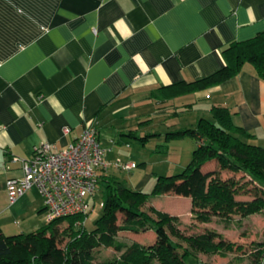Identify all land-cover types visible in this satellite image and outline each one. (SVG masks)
I'll return each mask as SVG.
<instances>
[{
    "label": "crops",
    "instance_id": "crops-1",
    "mask_svg": "<svg viewBox=\"0 0 264 264\" xmlns=\"http://www.w3.org/2000/svg\"><path fill=\"white\" fill-rule=\"evenodd\" d=\"M260 31L264 0H0V230H35L43 221L36 188L9 201L6 180L22 175L12 157L28 158L45 141L62 149L91 123L100 144L115 143L118 134L137 136L123 122L143 117L140 109L172 108L178 116L197 108L210 118L219 105L264 146V80L249 64L206 89L158 95L160 86L220 68L226 45ZM25 207L34 223H24Z\"/></svg>",
    "mask_w": 264,
    "mask_h": 264
},
{
    "label": "trees",
    "instance_id": "trees-1",
    "mask_svg": "<svg viewBox=\"0 0 264 264\" xmlns=\"http://www.w3.org/2000/svg\"><path fill=\"white\" fill-rule=\"evenodd\" d=\"M221 54L224 63L220 68L197 79L160 86L159 97L168 99L206 89L235 76L245 64L264 80V31L229 43ZM210 115V118L199 117L194 127L166 132L167 140L189 136L197 142L181 172L156 175L148 193L132 189L114 175L102 172L98 183L103 185V213L92 228L87 229L85 221L77 225V221L82 222L87 216L77 214L57 217L31 232L6 234L0 230V264H190L189 260L195 258L193 250L225 255L234 243L221 236L215 241L214 231L184 235L178 227L177 215L153 205L143 208L149 196L156 194L190 197L191 212L201 222H208L215 215L238 211L248 214L264 208L262 193L250 200L236 199L238 180L221 178L218 169L202 170L203 164L217 161L220 168L242 171L264 189V146L258 145L251 133L232 121V114L225 106L213 105ZM63 220L67 226L59 231L58 223ZM147 229L154 232V240L146 245L138 242L126 245L116 239L119 231ZM100 246H111L120 253L117 257L96 260L95 250ZM188 247L195 249L190 252Z\"/></svg>",
    "mask_w": 264,
    "mask_h": 264
},
{
    "label": "rangeland",
    "instance_id": "rangeland-1",
    "mask_svg": "<svg viewBox=\"0 0 264 264\" xmlns=\"http://www.w3.org/2000/svg\"><path fill=\"white\" fill-rule=\"evenodd\" d=\"M164 109L153 110L152 106L143 110L140 109V113L142 111L147 112L142 115L143 117L134 121H128L127 123L123 122L124 126L125 124L129 126L128 130H132L137 135L135 137L128 134L123 136L118 134L115 137H122V141L116 139L118 142L115 143L101 139V144L104 147L106 146L105 148L109 149L110 156H113L109 160H131L137 163L130 170L117 167L113 168V165V167H110V165L107 167V171L111 175H114L116 179L132 189H136L137 186L141 185V190L148 193L154 186L156 175H168L181 172L191 159L192 148L196 144V141L189 136H186L183 140L178 138L165 140L164 136L166 132L171 130L183 127H194L193 120L199 116H209L206 112L204 113V111L198 110L197 108L183 110L182 114L178 116L173 112H169L172 111V108ZM123 124L118 126H123ZM118 126L116 127L117 129L123 128ZM139 137L144 138L143 143ZM169 162L171 163L170 165ZM203 167L204 169L215 167V169L219 170V176L221 178L232 177L238 180L239 187L238 192L235 194L236 199L250 200L253 196L260 195V193L264 195V192H261L264 189L251 182L249 176L242 171L233 172L229 169L220 168L217 161H210ZM144 173L150 175V178L145 181L143 178ZM87 198L89 200V209L85 218V226L87 229H90L103 213V185L97 183L92 195H89ZM185 199L184 196L174 194L150 195L149 200L145 202L143 208L147 209L149 205L153 204L157 209L167 211L171 214L180 213L181 217L179 216V219L181 220L178 223V227L184 235L212 230L216 233L215 241L221 236L224 240L234 243L233 249L224 252L225 255L219 253L212 254L200 250L196 251L193 250L195 248L188 247L190 249L189 251L191 252L193 250L195 254V258L189 260L190 264H251L252 261L258 258L260 243H264V208L248 214H241V211H238L231 212L227 215H215L212 216L210 221L201 222L195 218L192 212L190 214L189 210L191 207L189 208V206L191 200L190 202H186ZM22 211L26 214L24 223L35 222L34 220H30L31 218L26 207ZM35 215L42 217L43 221L41 224H45L44 213L36 212ZM117 216L118 221H120L121 214ZM17 219L18 222L22 221L19 217L15 218V220ZM66 226V220L59 222V231L63 230ZM39 227L40 225L36 228ZM33 230L26 228L24 231H15V233L31 232ZM116 239L126 245L131 242L146 245L154 240V232L151 229L143 231H119ZM237 245H241V247L237 248ZM118 253L120 252H117L111 246H100L95 250V259L102 260L117 257Z\"/></svg>",
    "mask_w": 264,
    "mask_h": 264
},
{
    "label": "built area",
    "instance_id": "built-area-1",
    "mask_svg": "<svg viewBox=\"0 0 264 264\" xmlns=\"http://www.w3.org/2000/svg\"><path fill=\"white\" fill-rule=\"evenodd\" d=\"M97 134L96 125L91 123L62 149L53 150V144L45 141L35 145L28 158L14 155L13 160L21 163L22 175L6 180L9 201L14 202L34 187L43 200L45 222L61 216L87 214V197L92 195L100 174L109 165L125 170L137 165L131 160L107 159ZM85 218L76 224L83 223ZM254 264H264V245Z\"/></svg>",
    "mask_w": 264,
    "mask_h": 264
}]
</instances>
